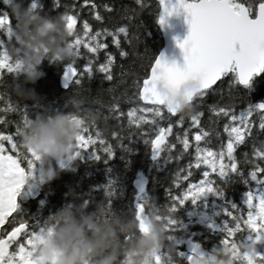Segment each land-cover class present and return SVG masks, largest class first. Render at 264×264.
<instances>
[{"label": "snow or ice", "instance_id": "1", "mask_svg": "<svg viewBox=\"0 0 264 264\" xmlns=\"http://www.w3.org/2000/svg\"><path fill=\"white\" fill-rule=\"evenodd\" d=\"M11 2L3 0L9 8ZM56 3L63 7L58 15L73 34L68 44L72 58L65 66V83L71 82L76 93L97 106L104 123L110 118L118 122L110 133L112 141L119 143L124 135L135 132L149 143L154 158L162 153L177 160L187 156V164L173 181L181 191L170 197L166 212L172 214L189 198L195 203L209 192L219 195L217 178L228 173L241 174L252 187L246 193L244 209L236 205L224 209L228 219L222 225L221 243H229L236 236L255 244L264 241V101L251 103L247 93L227 79L231 70L239 83L247 86L251 75L264 67V0H159L158 23L163 24L165 16L179 8L187 14L189 31L178 42L183 66L167 62L163 53L153 57L137 50L139 26L134 23L135 8H116L107 3L98 6L94 0ZM135 4L141 9L146 6L145 0H135ZM27 8L38 12L39 0H29ZM85 8L96 22L95 28L89 20L79 19ZM10 24L8 11L0 10V30L12 35ZM110 46L115 53L109 50ZM117 55L121 60L131 58L132 66L125 70V65L120 64L117 70ZM77 58L85 61L79 67ZM21 70L20 61H13L0 46V123L15 110L4 76ZM92 72L101 73L109 85L94 97L85 95L82 87V79ZM161 75L173 82H197L196 89L185 93L194 104L193 111L181 114L158 98L153 85ZM209 96L213 98L211 103ZM27 122V116L22 114L16 133ZM98 127L99 124L85 126L82 133L94 131L95 137L78 136L76 150L68 160L81 156L85 149L97 158L101 153L112 155L113 142L99 139L97 147V138L102 136ZM36 160V153L23 149L11 133L0 130V264H35L30 248L38 233L29 230L15 210L17 194ZM194 172L201 178L192 182ZM136 208L142 213L143 203ZM169 222L174 223L172 217ZM192 248L189 264L199 246ZM237 260L241 264H264V251H258L255 262L247 254L238 255Z\"/></svg>", "mask_w": 264, "mask_h": 264}, {"label": "trees", "instance_id": "2", "mask_svg": "<svg viewBox=\"0 0 264 264\" xmlns=\"http://www.w3.org/2000/svg\"><path fill=\"white\" fill-rule=\"evenodd\" d=\"M28 2L29 0H24L26 7ZM63 2L72 3L73 0H63ZM94 2L98 6L107 3L116 8H120L122 5L135 8L136 20L134 23L139 26L137 50L141 53L147 51L153 57L158 55L163 47V36L157 22L159 4L156 0H145L146 6L143 9L135 4V0H94ZM10 6L14 7L15 5L11 2ZM0 10L8 11L12 31L15 21L11 16L9 6L4 5L3 0H0ZM27 10L33 14L55 17L63 10V7L58 5L56 0H39L38 12L30 11L28 8ZM100 10L103 12L102 8ZM88 12L89 9L87 8L81 10L79 19L89 20L95 28L96 22L91 20ZM11 43H14V37L0 30V46L7 50ZM124 48L126 51H130L126 45ZM109 50L115 53V49L111 46ZM101 59H103L102 54ZM84 62L83 58H77V67ZM67 63L68 60L56 61L47 58L42 60L38 66V70L41 72L40 77L34 84L25 85L33 88L41 97L38 103L31 99L21 100L12 93L9 87V99L15 110L6 114L5 121L0 123V130L11 133L17 144H20V137L16 133V127L20 123L22 114L31 119L43 109H47L50 114L55 112L67 113L74 110L72 95L76 94V90L71 83L68 88H63L60 81ZM116 64L117 70H119L120 64H124L125 70H127L132 66V61L131 58L121 60L117 55ZM23 75V70L6 73L4 80L10 86L13 82L20 83ZM227 79L234 81L236 88L247 93L251 103L264 101V73L258 77H253L249 86L241 85L233 71L227 73ZM82 87L85 90V95L94 97L99 90L106 89L109 85L101 73L92 72L82 79ZM77 95L84 102L82 107L96 110L95 104L84 100L78 93ZM212 100L213 98L209 96L208 103H211ZM243 106L241 105V107ZM124 110L127 111V107ZM117 123L111 118L108 119L107 123L103 121L99 123L97 130L102 133V136L97 138V147L99 146V139H107L110 143L113 142L110 133L116 130ZM82 135L87 139L88 135L95 137V132L90 131L82 133ZM240 150L244 151L245 149L241 148ZM84 151L81 156L72 160L50 161L49 165L58 170L59 173L51 179L41 177L40 172L43 164L40 160L34 161L31 174L27 176V181L24 182L17 194V208L15 210L16 216L27 222L29 230L38 233L40 236L43 232L50 231V228L46 226L47 217L57 208L73 199L83 203L86 211L94 209L98 202L103 201L105 206L103 218L114 214L122 216L134 214L140 232L147 230L146 218L149 214L154 213L156 219L164 220L168 238L171 237L167 242H175L174 260L176 264H189V256L185 247V241L188 239L201 245L208 254L216 257V259L226 255L232 264H241L237 260V256L247 254L241 251L239 247L241 242L254 244L259 251H264V241L255 244L240 238V236H236L229 243H221L224 236L222 225L228 219L224 209L230 208L231 205H236L240 209L246 207V193L252 185L250 181L245 182L243 175L228 173L222 178H217L216 183L220 188L219 195L209 192L200 196L195 203L189 198L170 214L166 212L167 206L171 203L170 197L181 191L173 181L179 169L187 164V156L177 160L169 159L167 153H162L153 159L152 148L149 143L135 132L124 135L119 143L113 142V152L110 157L101 153L97 158L87 149ZM141 174L146 179V190L138 197L137 182ZM200 178L199 173L194 172L192 182ZM31 183L35 187L33 191L29 188ZM184 186L186 187V184ZM146 200L150 202L148 206L145 204ZM138 203H143L142 228L139 225L136 208ZM170 217L174 220L171 225ZM154 260L155 264H161L160 255H156ZM191 264L193 263L191 262Z\"/></svg>", "mask_w": 264, "mask_h": 264}, {"label": "clouds", "instance_id": "3", "mask_svg": "<svg viewBox=\"0 0 264 264\" xmlns=\"http://www.w3.org/2000/svg\"><path fill=\"white\" fill-rule=\"evenodd\" d=\"M12 3L15 5L10 6L15 21L12 28L14 43L8 45L7 52L13 61H20L24 75L20 83L13 82L10 88L21 100L31 99L38 103L41 97L25 85L34 84L40 77L38 66L43 59L64 61L72 58L68 44L73 34L65 28L59 15L49 17L30 13L24 0H12ZM157 86L162 93L167 91L162 79L157 81ZM197 87L195 80H188L184 85L189 90ZM72 97L73 111L50 114L43 109L19 129L22 148L31 149L43 164L40 172L43 179L59 174L49 162L68 159L76 150L77 137L85 126L102 121L97 110L82 107L84 102L77 93ZM174 107L177 112L188 114L193 111L194 104L180 94L175 98ZM149 203L145 201L146 206ZM104 213L103 201L87 211L84 204L76 199L63 204L47 217L46 226L50 231L37 238L31 249V259L35 264H155L154 257L160 255L161 264H176L175 242H167L169 238L164 220L156 219L154 213L149 214L147 230L140 232L134 214H114L103 218ZM239 247L251 261H256L259 251L256 245L241 242ZM196 264L208 262L206 258H199ZM214 264L232 262L225 255L218 257Z\"/></svg>", "mask_w": 264, "mask_h": 264}, {"label": "water", "instance_id": "4", "mask_svg": "<svg viewBox=\"0 0 264 264\" xmlns=\"http://www.w3.org/2000/svg\"><path fill=\"white\" fill-rule=\"evenodd\" d=\"M159 4V13L158 17L161 14V8L159 0H156ZM165 22L163 24L158 23V27L162 33L163 36V47L159 51V56L161 53H163L164 59L171 63L175 62L178 66H183L184 59H183V52L178 46V42L183 41V39L186 37L189 31V25L187 23V14L182 9H176L172 11L171 15H166L164 18ZM229 70L228 72H230ZM264 73V67H262L258 73H253L251 77L249 78V84L253 77H258ZM65 69L60 77L61 84L63 88H68L69 82L67 85L65 83ZM163 81V87L167 90L166 92H161L158 89L157 81L161 80ZM188 80H181L173 82L169 80L167 77L161 75L159 76L156 81L154 82V90L155 94L162 100V102H166L169 104H172L174 106L175 98L178 97L180 94H183L185 97V93L189 91V89L184 88L185 83ZM239 82V81H238ZM249 84L247 86H249ZM244 86V85H243ZM187 98V97H186ZM258 103V102H256ZM152 158H154L153 150H152ZM138 187V197L142 195L146 190V179L143 176V174L140 175V179L137 182ZM138 220L139 225L142 228L143 220H142V213H138Z\"/></svg>", "mask_w": 264, "mask_h": 264}, {"label": "rangeland", "instance_id": "5", "mask_svg": "<svg viewBox=\"0 0 264 264\" xmlns=\"http://www.w3.org/2000/svg\"><path fill=\"white\" fill-rule=\"evenodd\" d=\"M25 181H27V176H26ZM29 188H30L31 191H33V190L35 189L34 184L31 183V184L29 185ZM262 221H264V218H262ZM146 227H147V225H146ZM39 236H40V235H37L35 238H33V240H32V245H31V248H30V253H31V249H32L34 243L36 242V240H37V238H38ZM192 245H198V246H199V248H198V252H197L195 255L192 256V261H191V262H192L193 264H196V261H197V259H199V258H206L208 264H214V262L216 261V257L212 256L211 254H208V253L203 249V247H202L201 245H199V244H197V243H194L193 241H191V240H189V239L185 241V247H186V249H187L188 256H190V255L193 254V248H192Z\"/></svg>", "mask_w": 264, "mask_h": 264}, {"label": "flooded vegetation", "instance_id": "6", "mask_svg": "<svg viewBox=\"0 0 264 264\" xmlns=\"http://www.w3.org/2000/svg\"><path fill=\"white\" fill-rule=\"evenodd\" d=\"M14 250V249H13Z\"/></svg>", "mask_w": 264, "mask_h": 264}]
</instances>
